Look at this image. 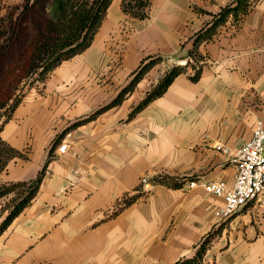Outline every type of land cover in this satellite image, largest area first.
Returning a JSON list of instances; mask_svg holds the SVG:
<instances>
[{"label":"crops","instance_id":"obj_1","mask_svg":"<svg viewBox=\"0 0 264 264\" xmlns=\"http://www.w3.org/2000/svg\"><path fill=\"white\" fill-rule=\"evenodd\" d=\"M234 1L151 0L138 20L113 0L91 46L26 95L1 132L23 156L1 180H33L53 159L2 234L0 264H174L208 234L204 264H264V195L224 220V200L203 187L233 184L236 150L264 124V0L219 26L197 48L200 61L190 58L197 34ZM150 56L163 59L109 107ZM188 62L201 68L197 81L190 65L131 116ZM164 176L182 186L156 182Z\"/></svg>","mask_w":264,"mask_h":264},{"label":"trees","instance_id":"obj_2","mask_svg":"<svg viewBox=\"0 0 264 264\" xmlns=\"http://www.w3.org/2000/svg\"><path fill=\"white\" fill-rule=\"evenodd\" d=\"M27 1L21 7L20 12L13 13L10 17L6 39L8 46L14 45V49L17 44L22 46L27 44L26 47L30 44L31 49L28 46L30 49L28 51L31 52L28 54L29 56L27 55V59H22V61L15 60L16 56L14 57L13 64L15 65L14 71L16 74L8 75L10 72L0 73L8 81L0 89V200L13 194L18 187L24 189V195L19 196L17 201L15 200L16 203L10 209H7L5 216L6 209L0 211V218H2L0 220V238L23 209L37 197L47 165L53 159V153H51L43 170L33 180L23 182L2 181L1 176L11 162L18 157H22L23 154L5 142L1 137V132L5 124L12 118L14 111L22 103L27 87H31L36 81L45 82L48 75L62 62L82 54L91 46L113 0H52V2L46 0L48 2L47 5L51 7L48 17H45V14L48 15L49 8L43 7L42 2L44 0L40 2V8H37L36 1ZM29 3L31 4L29 5ZM150 5L151 0H123L122 10L124 14L134 19L142 20L148 17ZM251 5V0H235L232 4L222 8L219 13L214 14L211 22L208 23L209 26L195 37L194 49L190 52V58H194L195 62L200 61L201 58L196 52L197 48L203 42L212 40L217 28L232 16L235 21H238ZM16 51L17 49L14 51V55ZM3 52L0 51V54L2 55ZM161 61L162 57L160 56H150L144 59L130 83L123 88L109 107L121 103L126 95L134 91L144 75ZM190 65L192 64L188 62L171 68L160 80L155 90L147 95L132 112L131 116L142 110L153 99L161 96L172 84L175 77L184 73ZM192 68L195 72L191 76V80L197 81L200 77L201 68H197V64L192 65ZM100 112L101 110L88 119L74 123L69 129L94 118ZM156 182L174 188L182 186L181 182L167 176L156 178ZM212 238V234L205 236L195 246L196 250L193 256L181 258L174 264H204L205 255Z\"/></svg>","mask_w":264,"mask_h":264},{"label":"built area","instance_id":"obj_3","mask_svg":"<svg viewBox=\"0 0 264 264\" xmlns=\"http://www.w3.org/2000/svg\"><path fill=\"white\" fill-rule=\"evenodd\" d=\"M218 150L229 153V147L217 146ZM67 150V144L59 148L60 153ZM233 162L237 173L233 184L225 182L204 183L203 187L224 200L220 217L227 220L249 203L258 201L264 195V124L259 123L254 129L251 139L241 144L235 152ZM147 177L142 184L147 185ZM148 191V189H144Z\"/></svg>","mask_w":264,"mask_h":264},{"label":"rangeland","instance_id":"obj_4","mask_svg":"<svg viewBox=\"0 0 264 264\" xmlns=\"http://www.w3.org/2000/svg\"><path fill=\"white\" fill-rule=\"evenodd\" d=\"M34 1L37 2V4H36L37 8H40V6H39V5H41L40 2H42L43 0H31V2H34ZM27 2H28L27 0H0V51H4L2 55L0 54V66H1L0 67V73L1 74H5L7 72H10L8 75L16 74V72L14 71L15 70V65L13 64L14 57L16 56L15 60L22 61V59H27V55L30 54V52H31V51H28V50L31 49L30 48V44L28 45L30 49L28 48V46L26 47L27 44H23L24 46H22L21 44H17L16 48L14 49V45L13 46H8L9 44L7 43L8 41L6 39L7 36H8L7 27H8V22H9L10 17L13 15V13L20 12L21 9H22L21 7L24 6ZM49 2H52V0H49ZM47 3L48 2H46V0H44L42 2L43 7H48L49 8L48 15L45 14V17L49 16V14H50L49 12L51 10V7L48 6ZM122 3H123V0H121V9H122ZM30 4L31 3H29V5ZM127 16H129V15H127ZM130 18H132V17H130ZM32 36H34V35H32ZM2 48H5V49H2ZM16 49H17V51L15 52V55H14V51ZM191 59L193 61H195L194 58H191ZM65 62L66 61L62 62L58 67H60ZM175 66H177V65H174L173 67H175ZM58 67L56 69H58ZM56 69H54L48 75V77L45 80V82H37L36 81V82H34L32 84L31 87H27L26 90H25V93H26L25 97L33 88L34 89H41V88L45 87L46 84L48 83V79L50 78V75H52V73ZM5 82L8 83V81H6V77L3 76V75H0V83H1L0 89L2 88L3 85H5ZM49 85H51V84H49ZM155 88H152V91L150 93H152L155 90ZM23 190H24L23 188H19L18 187V188H16L14 190L13 194H11L10 196L0 200V211H2L3 209H6V212L4 213V216L7 214V209H10V207L14 203H16L15 200L17 201L19 196H23L24 195L23 194V192H24ZM1 219L2 218H0V220Z\"/></svg>","mask_w":264,"mask_h":264}]
</instances>
